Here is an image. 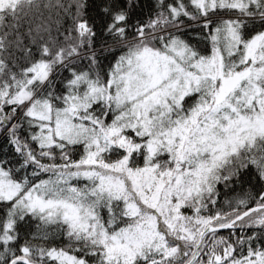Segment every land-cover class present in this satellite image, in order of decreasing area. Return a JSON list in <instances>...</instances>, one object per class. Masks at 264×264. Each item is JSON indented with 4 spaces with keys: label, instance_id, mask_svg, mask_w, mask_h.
Instances as JSON below:
<instances>
[{
    "label": "snow or ice",
    "instance_id": "snow-or-ice-1",
    "mask_svg": "<svg viewBox=\"0 0 264 264\" xmlns=\"http://www.w3.org/2000/svg\"><path fill=\"white\" fill-rule=\"evenodd\" d=\"M0 264H264V0H0Z\"/></svg>",
    "mask_w": 264,
    "mask_h": 264
}]
</instances>
